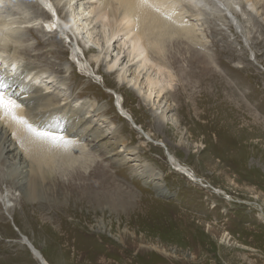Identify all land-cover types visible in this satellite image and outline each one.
I'll use <instances>...</instances> for the list:
<instances>
[{
  "label": "rangeland",
  "instance_id": "1",
  "mask_svg": "<svg viewBox=\"0 0 264 264\" xmlns=\"http://www.w3.org/2000/svg\"><path fill=\"white\" fill-rule=\"evenodd\" d=\"M52 1L56 3V0ZM94 1L90 0V9L97 8ZM238 1L240 5H235L237 9L233 13L239 25L225 15L230 18L229 22L219 31L215 30L216 24L205 21L206 14L196 19L192 12L181 10L187 12V21L194 28L195 39L191 43L187 41L194 52L186 45L177 44L179 47L176 48L166 43L165 58L173 57H169L167 63L170 67L157 71V74L156 55L153 54L158 50L152 49L146 67H150L148 75L151 78H155L154 73L163 77L165 88L160 93L150 90L146 84L147 76L141 75L138 85L135 79L130 80L134 68L136 73L140 70L139 58L126 63L129 70L125 77L117 76L118 65L112 69L106 66L104 49L100 53L94 50L87 54L82 51L85 46L80 44L78 52L72 55L68 44H75L74 38L66 40L60 31L50 36L48 30L45 34L31 32L32 27L15 30L21 36L18 42L34 48L29 51L31 55L19 56L16 73L28 64L37 73H41L40 68L48 67L44 61L56 64L54 67L50 65L46 73L50 78L53 76L51 80L55 85L52 83L44 92L55 93L59 88L67 95L59 96L55 106L72 110L81 107L93 127L104 130L106 135L115 131L132 151H123L125 148L120 146L119 154L128 161L124 165L118 164L89 133L79 136L77 145L81 146L88 161L83 172L87 174L96 166L104 168L103 178L111 176L115 187L98 190L103 201L99 208H95L96 213L72 215L73 211H69L67 220L74 224L66 226L70 235L68 241L60 236L61 233H53L52 222L38 218L20 193L10 189L11 173L5 166H0V193L4 200L9 199L5 203L0 198V264H41L24 239H30L29 242L41 251L49 264H264V0L245 9ZM49 6L50 10H56L55 6ZM17 11L16 7L11 8L6 14L13 21H22ZM64 13H59L58 22L61 24ZM99 22L96 19V25H100ZM196 29L201 33H196ZM96 34L101 42L102 36ZM38 35H43L39 43ZM56 37L61 40V45L56 42ZM114 37L112 54L123 44L118 63H125L129 46L122 41L121 35ZM48 41V47H39ZM86 44L91 48L95 46L91 42ZM57 45L63 52L61 58L56 57L55 52L48 54L47 49L52 47L53 52ZM76 55L83 66H87L88 72L81 71ZM200 56L206 58L209 67L205 68L198 61ZM12 72L10 75L14 74ZM41 74L45 76L44 72ZM10 75L1 79L8 86L12 80ZM14 77L18 78L17 75ZM26 83L27 80L24 85ZM1 89L0 93L6 95L7 89ZM113 90L116 96L112 94ZM162 95L165 100L161 99ZM118 102L120 110L123 106L133 120L118 111L115 106ZM135 124L153 141L160 140L161 143L156 145L147 140ZM10 136L13 137L11 133ZM168 152L182 166L193 170L195 177L192 180L173 170ZM140 163L159 173V178L154 180L158 185L146 182V178L140 176L137 170L141 169ZM97 178L101 180L102 174ZM5 193H9L7 198ZM68 193L70 197L71 192ZM127 196L133 203L132 213L123 207ZM66 197L67 194L63 199ZM3 204L10 206L5 209ZM85 221L91 225L98 223L99 227L94 225V230L88 229L89 226L83 224ZM100 223L104 226L101 227ZM67 242H70L69 246ZM75 245L80 249L77 252L73 250Z\"/></svg>",
  "mask_w": 264,
  "mask_h": 264
},
{
  "label": "bare ground",
  "instance_id": "2",
  "mask_svg": "<svg viewBox=\"0 0 264 264\" xmlns=\"http://www.w3.org/2000/svg\"><path fill=\"white\" fill-rule=\"evenodd\" d=\"M5 1H7L6 4H4V0H0V88L7 89L5 91L6 95L3 96L7 100L12 101L14 106L9 108L0 106V166H3L2 168L5 166L6 169L11 173L9 174L11 178L9 181L11 182V184H9L10 189H12L14 192L18 191V193H20L24 202L28 204L27 206H29V208L31 207L34 210L35 214L38 215V218H41L42 220L49 219L52 222L53 233H61L60 236L68 241L70 235L68 231L69 229L66 226L67 224H69V226L74 224V222L71 223L69 220H67V216L70 214L69 211H73L72 215L74 213L77 215L80 213L81 215V212H85L87 214L90 212L96 213L95 208H99L103 201V199L98 194V190L101 188L112 189L115 187V182L111 176L106 175L103 178V174L105 173L104 168L96 166L87 174L86 172H83L84 170L82 169L87 166L88 161L86 159L85 153H83L80 149L81 146L77 145V142L80 140L79 136L81 137L82 133H89L94 139L97 140V142H99L101 148H104L105 151L113 156V159L116 161V163L118 162V164L123 163L124 165L128 161L127 157L119 154L120 148L124 147L125 149L123 151H132V149L127 148L125 139H123L122 136L118 135L115 131L111 130L109 133L110 135H106L104 130L101 131L100 128H98V130L95 128L96 126L93 127L92 121L90 122L85 117L84 111L81 107H74L75 109L72 110L68 107L55 106L56 102L59 100V96L66 94L67 92L63 93L64 91L59 90V88H57L58 90L55 93L52 91V93L44 92V90L48 89L53 83L51 80L53 76L50 78V76L46 75V73L49 72V66L51 65L54 67L56 65L52 62L50 64V60L49 62L44 61L48 67L45 65L46 67L40 68V72H44L45 76H42L41 73H37L38 71L35 72L32 65L29 64L26 65L23 70L16 73L19 56L22 54L29 55V51L33 50L34 48L31 46L22 45L21 42H18L21 40V36H18L15 30L18 29L23 31V29L25 30L29 27H32L31 32L36 31L34 32L36 34H45L48 30L50 32V36L55 31H60L61 34L65 35L66 40L70 39L71 37L74 38L75 44H68V47L72 51V55L78 52L77 49L80 47V44L82 47L85 46V48H83L84 50L82 51L87 54L91 51L93 52L94 50H97L96 53H100L104 49L103 59L106 63V66H109L108 68L112 69L113 66L118 65L117 76L125 77L127 71L129 70L126 68V63L139 58L138 68H140V70H137L136 73L134 68L133 74L130 73L132 74L130 80L135 79L134 82L138 85L141 83L139 80L140 76H147L148 81L146 84L150 90H155L160 93L163 92V89L165 88V85L162 83L163 77L160 75L157 76L154 73L155 78H151L148 75L150 67H146L148 63L147 61L150 60L149 57H151L150 54L153 51L152 49L154 48L158 50V55L157 52H154V54L152 52L153 55H156V59L154 58V60L157 62V68H155L156 73L157 71H165L167 67H170L167 65L168 61L170 60L169 57H173L170 55L168 58H165V56H167L166 46H168L166 43L169 42L171 45H175L174 47L178 48V45L180 44L188 46L187 41H190L191 43V41H193V39L196 37L193 32L194 28L192 29V26L187 21V10L188 12H192L194 14L192 17H195L196 19H200L204 14H206L207 16L205 17V21H210L211 23L216 24L217 28H215V30L219 31L218 29L223 30V26L229 22L230 18V20L234 22L236 26L239 25V20L234 15L233 11L234 9L236 11L237 8H235V5H240V2L238 0H95L94 2H97L98 4L97 8L93 9L92 7V9H90L88 6L90 0H56V3H54L52 0ZM240 1L244 4V9L246 6L253 8L254 6H257L261 3L259 0ZM49 5L55 6L56 10H50L51 8ZM15 7L19 10L16 13L21 14L22 21H13L6 14L8 13V10L10 11L11 8L15 9ZM183 8L186 9V11L182 12L181 10H183ZM48 10L51 11L52 14L56 13L57 16L51 19ZM60 11L63 13L65 11L63 21L65 27L63 24L57 22ZM225 15L229 16L230 18L228 17L229 19H227ZM251 15L253 14L251 13ZM96 19L100 20V25H96ZM91 22H93L94 27L91 25ZM21 23L22 25L19 27ZM41 23H44L46 26ZM43 25L47 27V29ZM198 31L201 33L200 30L196 29V33H198ZM96 33H100L102 36L101 42L99 41L98 34ZM222 33L224 34V32ZM116 34L121 35L123 37L122 41L127 43L129 46V50H126V56L128 60L125 61V63L123 60V62L118 63L121 61L119 54L124 47L123 44H121L123 47L118 46L116 52L112 54L115 48L111 49V47L114 46L113 44L115 41H113V38L116 40V37H114ZM42 36L43 35L38 38L37 43L41 41L43 38ZM84 37H86L87 40H85ZM12 41L15 42L14 45L10 43ZM56 42L61 45V40L58 39V37H56ZM87 42L93 43L95 45L93 46L95 49L89 46L87 47ZM48 45L49 41L48 43L40 45L39 47L46 48ZM63 46L64 45H62V47ZM35 47L37 48V46ZM54 47L56 48L53 52L52 47L47 49L50 51L48 54L55 52L56 57L61 58L63 55L62 49L58 47V45ZM190 50L193 51L191 48ZM5 51L9 53V55ZM145 51H148L146 55L144 54ZM43 54L44 53H40V55ZM40 55H38V57ZM32 56H34V54H32ZM99 56L100 55H97V58H99ZM109 56L110 59L107 60ZM111 56L114 57L112 58ZM76 57L77 55L75 58ZM34 59L38 60V58ZM76 59L79 67L82 69L81 71L85 73L88 72L87 66H83L82 61H79L78 58ZM198 61L202 63L205 68L209 67V63L204 56H200ZM39 63L42 64L43 62L39 61ZM160 63H162V66ZM159 64L160 66H158ZM39 66L41 67V65ZM182 71H179L180 74ZM10 72L14 74L10 75ZM6 75H10L12 77L10 86L1 81L3 76ZM15 75H17L18 78H15ZM54 78L56 77L54 76ZM26 80L27 83L24 85ZM56 84H58V81ZM155 96L157 95L155 94ZM64 98H67V96ZM163 98L164 100L166 99V97L162 95L161 99ZM61 103L63 104L65 102ZM84 106H86V104ZM122 109L123 110L121 111H124V116L133 120V117L123 108V106ZM170 120L172 122V118ZM136 126L139 128V131L145 135L144 136L142 134L147 140L153 142L156 145L161 143L159 142L160 140L153 141V138H151L147 132H145L139 125ZM10 133L13 135V137L10 136ZM40 133H46L47 135H41ZM53 137H60L61 139H53ZM168 154V161L169 164L173 165V170H178L179 173L187 175V179L189 178L190 180H192L191 178L195 177L193 170L186 166H182L169 152ZM128 159H130V156ZM13 160L16 161L11 163ZM140 164L141 165L139 167H141V169L134 167L139 170L138 173L140 176L145 177L146 182H153V184L158 185V183L154 180L159 178V173L154 172L150 166L142 165V163ZM101 174L102 179L99 180L97 177ZM61 176H68V178H60ZM73 179L77 180V182H75ZM6 191L8 192L10 190ZM68 191L71 192L70 197L68 196ZM66 194L67 199H63ZM8 195L9 193H5L4 196L7 198ZM12 195L14 196V194ZM0 198H2L1 200L5 203L9 201V199L4 200L1 193ZM126 198L127 199L124 201L123 207L131 212L133 207L132 200H130L131 198L128 199V196ZM6 206L8 207L10 205L3 204L5 209H7ZM75 209H77V211H74ZM100 209L103 210L104 208ZM137 209V211L140 212V209ZM72 220H74V217ZM83 224L85 226H89L88 229L92 230L95 229V226L96 228L99 227L98 223H93L95 225L94 226L88 221H85ZM100 225L101 227L104 226L102 223H100ZM85 226H82V228H85ZM117 227H120V225ZM124 231L126 232V230ZM29 241L27 240L28 247L35 259H37V261H39L41 264H49L41 251H39ZM67 243L69 246L70 242ZM65 247H67V245ZM73 247L74 252L80 250L78 245Z\"/></svg>",
  "mask_w": 264,
  "mask_h": 264
},
{
  "label": "snow or ice",
  "instance_id": "3",
  "mask_svg": "<svg viewBox=\"0 0 264 264\" xmlns=\"http://www.w3.org/2000/svg\"><path fill=\"white\" fill-rule=\"evenodd\" d=\"M0 106L9 108L11 106H14V103L10 100H7L3 94H0ZM41 135H47L46 133H40ZM53 139H61L60 137H53Z\"/></svg>",
  "mask_w": 264,
  "mask_h": 264
},
{
  "label": "water",
  "instance_id": "4",
  "mask_svg": "<svg viewBox=\"0 0 264 264\" xmlns=\"http://www.w3.org/2000/svg\"><path fill=\"white\" fill-rule=\"evenodd\" d=\"M115 96H116V94L115 93H113ZM116 105V107H117V109H118V111L124 116V111H121L120 110V102H118V103H116L115 104ZM127 119H128V117H126ZM130 120V119H129ZM24 241L26 242V244H28V242H27V240L26 239H24Z\"/></svg>",
  "mask_w": 264,
  "mask_h": 264
},
{
  "label": "clouds",
  "instance_id": "5",
  "mask_svg": "<svg viewBox=\"0 0 264 264\" xmlns=\"http://www.w3.org/2000/svg\"><path fill=\"white\" fill-rule=\"evenodd\" d=\"M51 15V14H50ZM114 93V91H112V94ZM114 95V94H113ZM116 106V105H115Z\"/></svg>",
  "mask_w": 264,
  "mask_h": 264
}]
</instances>
